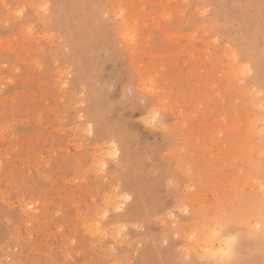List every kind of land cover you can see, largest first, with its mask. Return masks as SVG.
I'll return each instance as SVG.
<instances>
[{
  "label": "rangeland",
  "instance_id": "obj_1",
  "mask_svg": "<svg viewBox=\"0 0 264 264\" xmlns=\"http://www.w3.org/2000/svg\"><path fill=\"white\" fill-rule=\"evenodd\" d=\"M262 10L0 0V264H264Z\"/></svg>",
  "mask_w": 264,
  "mask_h": 264
},
{
  "label": "snow or ice",
  "instance_id": "obj_2",
  "mask_svg": "<svg viewBox=\"0 0 264 264\" xmlns=\"http://www.w3.org/2000/svg\"><path fill=\"white\" fill-rule=\"evenodd\" d=\"M45 7H48L47 5ZM264 11V10H262ZM128 94H131L133 92V88L129 87L127 90ZM150 92H155V87L148 89ZM148 100V97H141L142 102H146ZM262 108H264V105H262ZM158 113H154L152 116V123L155 124L156 117L158 116ZM163 126V125H162ZM92 125H89V134L91 133ZM164 131L168 133V129L165 127ZM262 133H264V129L261 130ZM113 147L115 148V144H113ZM115 157H119L120 153L115 152L113 153ZM103 167V166H102ZM261 192L264 193V184L261 185ZM123 199L128 200L130 197L125 196ZM120 208H117V211H119ZM258 210V216L259 220L252 225V228L255 230L256 233H258L264 241V195L261 196L259 204L257 206ZM183 211L191 218L195 219L196 216H199L205 221L206 225H211V236L212 237H220L223 236V244L224 248L221 249L220 253L218 254L219 259L217 260V264H239V261L236 259L237 253L235 251L236 246V237L230 235V232L232 230L231 228V222L227 217L224 216H213L210 214L209 210L207 209H201L198 213H193L189 209L185 208ZM105 216H107V212L104 213ZM99 227V225H97ZM200 230V226L197 225V228L193 231L192 238H195V233ZM262 254H264V247L261 249Z\"/></svg>",
  "mask_w": 264,
  "mask_h": 264
},
{
  "label": "bare ground",
  "instance_id": "obj_3",
  "mask_svg": "<svg viewBox=\"0 0 264 264\" xmlns=\"http://www.w3.org/2000/svg\"><path fill=\"white\" fill-rule=\"evenodd\" d=\"M130 2V1H129ZM162 5V4H161ZM183 19V18H182ZM175 21H177V20H175ZM131 26V25H130ZM152 28V27H151ZM191 28V27H190ZM193 29V28H192ZM189 30V29H188ZM150 31V30H149ZM209 32V31H208ZM46 34V33H45ZM130 36V35H129ZM145 36V35H144ZM147 36V35H146ZM127 37V36H126ZM12 38V37H11ZM75 38V37H74ZM168 40V39H167ZM7 43V42H6ZM11 45V44H10ZM125 45V44H124ZM8 47V46H7ZM205 48V47H204ZM41 49V48H40ZM14 50V49H13ZM60 51V50H59ZM228 53V52H227ZM53 54V53H52ZM202 56V55H201ZM149 57V56H148ZM226 59V58H225ZM4 66V65H3ZM67 67V66H66ZM66 70V69H65ZM69 70V69H68ZM245 70H249V69H245ZM244 71V70H243ZM242 71V72H243ZM245 72H248V71H245ZM93 73V72H92ZM92 75V74H91ZM86 78V77H85ZM117 82V81H116ZM63 84V83H62ZM61 84V85H62ZM109 84V83H108ZM91 85V84H90ZM238 85V84H237ZM96 86V85H95ZM64 87V86H63ZM97 87V86H96ZM103 87V86H102ZM105 87V86H104ZM108 87V86H107ZM157 88V87H156ZM235 92V91H234ZM240 92V91H239ZM256 95V94H255ZM1 99V98H0ZM3 99V98H2ZM5 99V98H4ZM82 101V100H81ZM128 102V101H127ZM83 103V102H82ZM162 116V115H161ZM177 116V115H176ZM160 117V116H159ZM243 119V118H242ZM78 126V125H77ZM76 126H74V128H75ZM68 128V127H67ZM96 128V127H95ZM97 130V129H96ZM4 134V133H3ZM7 139V138H6ZM2 140V139H1ZM89 140V139H88ZM3 141V140H2ZM104 144H105V142H104ZM68 145V144H67ZM66 145V146H67ZM75 145V144H74ZM93 145V144H92ZM107 146V145H106ZM78 147V146H77ZM99 147V146H98ZM100 147H102V146H100ZM96 149V148H95ZM61 150V149H60ZM64 151V150H63ZM62 151V152H63ZM99 151V150H98ZM248 153V152H247ZM92 156V155H91ZM105 159V158H104ZM113 160V159H112ZM148 162V161H147ZM96 163V162H95ZM100 165V164H99ZM113 165V164H112ZM97 166V165H96ZM102 166V165H101ZM37 169V168H36ZM90 169V168H89ZM41 177V176H40ZM2 184V183H1ZM88 184V183H87ZM89 192V191H88ZM122 194V193H121ZM120 194V195H121ZM122 199V198H121ZM63 201V200H62ZM111 202V201H110ZM30 204H31V202H30ZM25 207V206H24ZM106 207V206H105ZM92 208V207H91ZM98 209V208H97ZM102 212H103V210H102ZM97 214V213H96ZM84 215V214H83ZM120 220V219H119ZM115 224V223H114ZM124 229V228H123ZM129 229V228H128ZM88 231V230H87ZM118 234V233H117ZM96 235V234H95ZM116 237V236H115ZM84 239V238H83ZM125 240V239H124ZM205 241V240H204ZM207 241V240H206ZM122 242V241H121ZM118 243V242H117ZM207 244H208V242H207ZM216 244H219L218 246V250L216 251L217 253H220V251H221V249L222 248H224V244H223V241H221V240H219L218 241V243H216ZM208 254V253H207ZM214 254V253H213ZM209 255V254H208ZM4 261V260H3Z\"/></svg>",
  "mask_w": 264,
  "mask_h": 264
}]
</instances>
